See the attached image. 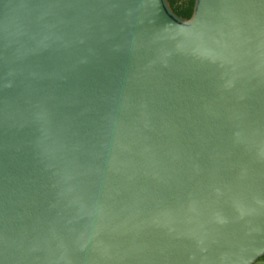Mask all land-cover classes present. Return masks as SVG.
<instances>
[{"label":"water","instance_id":"water-1","mask_svg":"<svg viewBox=\"0 0 264 264\" xmlns=\"http://www.w3.org/2000/svg\"><path fill=\"white\" fill-rule=\"evenodd\" d=\"M264 255V0H0V264Z\"/></svg>","mask_w":264,"mask_h":264},{"label":"trees","instance_id":"trees-1","mask_svg":"<svg viewBox=\"0 0 264 264\" xmlns=\"http://www.w3.org/2000/svg\"><path fill=\"white\" fill-rule=\"evenodd\" d=\"M172 9L183 17H189L193 10L194 0H168ZM259 259H264V255Z\"/></svg>","mask_w":264,"mask_h":264},{"label":"built area","instance_id":"built-area-1","mask_svg":"<svg viewBox=\"0 0 264 264\" xmlns=\"http://www.w3.org/2000/svg\"><path fill=\"white\" fill-rule=\"evenodd\" d=\"M259 261V262H258ZM252 264H264V259H258V260H256L254 263H252Z\"/></svg>","mask_w":264,"mask_h":264},{"label":"rangeland","instance_id":"rangeland-1","mask_svg":"<svg viewBox=\"0 0 264 264\" xmlns=\"http://www.w3.org/2000/svg\"><path fill=\"white\" fill-rule=\"evenodd\" d=\"M258 259H259V258H258ZM258 259H257V260H258ZM260 260H261V259H260ZM258 262H259V261H258Z\"/></svg>","mask_w":264,"mask_h":264}]
</instances>
